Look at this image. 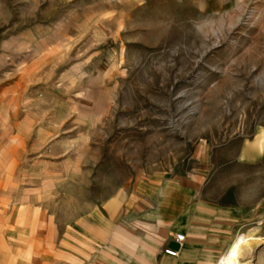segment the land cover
Returning <instances> with one entry per match:
<instances>
[{
    "label": "rangeland",
    "instance_id": "374dc122",
    "mask_svg": "<svg viewBox=\"0 0 264 264\" xmlns=\"http://www.w3.org/2000/svg\"><path fill=\"white\" fill-rule=\"evenodd\" d=\"M0 60L36 121L26 182L54 212L151 183L254 228L264 264V0H0Z\"/></svg>",
    "mask_w": 264,
    "mask_h": 264
},
{
    "label": "crops",
    "instance_id": "0c3cea01",
    "mask_svg": "<svg viewBox=\"0 0 264 264\" xmlns=\"http://www.w3.org/2000/svg\"><path fill=\"white\" fill-rule=\"evenodd\" d=\"M14 38L8 46L18 49ZM16 60L13 54L8 64L25 67L26 61ZM2 67L0 60V264H210L247 232L236 234L238 218L234 223L216 216L210 203L205 216L197 217V203L160 196L151 183L82 214L54 212L26 182L23 163L36 121L19 99L17 81L22 79L6 81L11 72ZM176 233L185 235L181 245L173 239ZM165 248L178 255L165 254Z\"/></svg>",
    "mask_w": 264,
    "mask_h": 264
},
{
    "label": "bare ground",
    "instance_id": "6f19581e",
    "mask_svg": "<svg viewBox=\"0 0 264 264\" xmlns=\"http://www.w3.org/2000/svg\"><path fill=\"white\" fill-rule=\"evenodd\" d=\"M255 234V229L251 228L246 234L236 237L218 264H253L255 247L260 242Z\"/></svg>",
    "mask_w": 264,
    "mask_h": 264
},
{
    "label": "built area",
    "instance_id": "2783aa9c",
    "mask_svg": "<svg viewBox=\"0 0 264 264\" xmlns=\"http://www.w3.org/2000/svg\"><path fill=\"white\" fill-rule=\"evenodd\" d=\"M173 239L178 243V244H182L185 241V235L183 233H176L173 236ZM164 253L168 254L170 256H177L178 255V250H174L171 248H165L164 249Z\"/></svg>",
    "mask_w": 264,
    "mask_h": 264
}]
</instances>
